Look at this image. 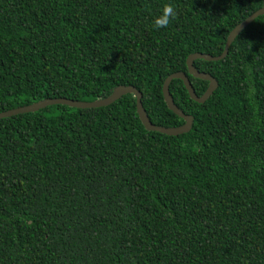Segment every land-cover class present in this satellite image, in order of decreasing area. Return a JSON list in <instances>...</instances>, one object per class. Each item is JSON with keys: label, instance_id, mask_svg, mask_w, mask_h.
<instances>
[{"label": "trees", "instance_id": "1", "mask_svg": "<svg viewBox=\"0 0 264 264\" xmlns=\"http://www.w3.org/2000/svg\"><path fill=\"white\" fill-rule=\"evenodd\" d=\"M166 3L177 18L152 25ZM262 0H0V111L44 98L91 101L132 85L152 124L165 78L208 81L186 58L219 55ZM199 103L172 79L186 133L147 130L135 96L0 118V264H264V15L216 61Z\"/></svg>", "mask_w": 264, "mask_h": 264}, {"label": "water", "instance_id": "2", "mask_svg": "<svg viewBox=\"0 0 264 264\" xmlns=\"http://www.w3.org/2000/svg\"><path fill=\"white\" fill-rule=\"evenodd\" d=\"M264 15V0H262V5L259 9L254 11L252 14H250L248 17H246L244 20L239 22L227 35L224 48L222 52L219 55H210V54H205V53H200V52H194L191 53L187 56L186 58V66H187V71L188 74L192 75L193 77L204 79L208 81V86L206 90L202 93V95L198 96L193 87L192 84L186 75V73L182 71L174 72L169 74L165 80L163 81L162 84V95L163 99L171 111H173L176 115L181 117L184 120L183 124L177 125V126H172V127H163V126H157L152 124L150 119L148 118L144 107L142 106L141 102V97L142 94L140 91H138L134 86L132 85H118L112 89L110 94H108L106 97L103 98H98L95 100L91 101H83V100H73V99H68L65 97H59V98H44L42 100L36 101L34 103L20 106V107H15L12 109H8L5 111H0V118L3 117H8L11 115H16L19 113H25V112H30V111H36L38 109L44 108L49 105L53 104H64L68 105L70 107H77V108H92V107H102V106H107L111 103H113L115 100L119 99L121 96L127 94V93H132L135 96V101H136V112L138 114L139 119L141 120L143 126L147 130H152V131H158L167 135H178L181 133H186L190 130L193 122V118L191 115H188L184 113L173 101V98L170 94L169 91V84L172 79H181L183 82V85L185 89L187 90L189 96L191 99H193L196 102L203 103L211 94L212 92L217 88V81L216 79L211 76L209 73L198 71L194 65L193 62L195 59H204V60H211V61H216L224 58L227 53L229 46L235 39V37L251 22L253 21L256 17Z\"/></svg>", "mask_w": 264, "mask_h": 264}, {"label": "clouds", "instance_id": "3", "mask_svg": "<svg viewBox=\"0 0 264 264\" xmlns=\"http://www.w3.org/2000/svg\"><path fill=\"white\" fill-rule=\"evenodd\" d=\"M178 16L176 8L166 3L162 6L159 14L153 17L152 25L155 29L167 28Z\"/></svg>", "mask_w": 264, "mask_h": 264}]
</instances>
